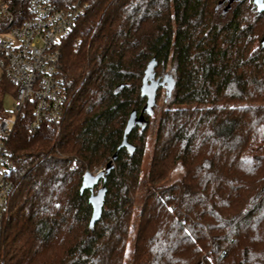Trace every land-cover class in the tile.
I'll use <instances>...</instances> for the list:
<instances>
[{"label":"trees","instance_id":"trees-1","mask_svg":"<svg viewBox=\"0 0 264 264\" xmlns=\"http://www.w3.org/2000/svg\"><path fill=\"white\" fill-rule=\"evenodd\" d=\"M2 1L27 14L28 0ZM226 1H81L59 46L70 102L55 145L25 119L9 142L16 188L3 264H124L136 217L138 264H264V11L234 0L219 23ZM8 90L0 78V118ZM100 166L104 177L82 193Z\"/></svg>","mask_w":264,"mask_h":264},{"label":"built area","instance_id":"built-area-1","mask_svg":"<svg viewBox=\"0 0 264 264\" xmlns=\"http://www.w3.org/2000/svg\"><path fill=\"white\" fill-rule=\"evenodd\" d=\"M81 1L62 9L53 0H28L27 14H18L0 0V78L15 87L14 112L0 118V264L5 258L6 227L16 188V164L9 142L25 119L32 133L42 127L51 130L55 145L70 102L61 75L59 46L86 9Z\"/></svg>","mask_w":264,"mask_h":264},{"label":"rangeland","instance_id":"rangeland-1","mask_svg":"<svg viewBox=\"0 0 264 264\" xmlns=\"http://www.w3.org/2000/svg\"><path fill=\"white\" fill-rule=\"evenodd\" d=\"M234 7H235L234 0L226 1L222 3L217 13V17H216L217 22L223 23L227 21L231 17L232 9ZM170 66L171 64H169L168 69H170ZM164 92L165 91L162 92V98L156 110L157 115L151 121L150 129L147 134V144H146V149H145V154H144V159H143V164H142V170H141L142 171L141 184L139 186L138 192L135 197L137 212L140 209L141 202L144 196V190H145V185H146V181H147V177L149 173V166L151 163L152 151H153V146H154L153 144H154L155 133H156V128H157V117H158V113L164 106V96H165ZM1 94L2 93L0 92V95ZM14 102H15V98H14L13 90H8L4 92L2 99H1V103H2L1 105H2V109L4 110L5 114L9 115L14 112ZM103 167L104 166L97 167L91 173H94L96 172V170L102 169ZM183 173H184V170L182 169V167L180 165L177 166L176 169L171 173L169 179L167 180V183L169 184V183L175 182L176 180L180 179L183 176ZM137 219L138 217H136V220L133 224V226L135 227L134 232H132V234L129 237L128 245L126 248L124 264H133V262H135V264H138L141 261L146 259V255L144 253H141L137 259H134L135 230L137 226Z\"/></svg>","mask_w":264,"mask_h":264},{"label":"water","instance_id":"water-1","mask_svg":"<svg viewBox=\"0 0 264 264\" xmlns=\"http://www.w3.org/2000/svg\"><path fill=\"white\" fill-rule=\"evenodd\" d=\"M255 6L257 7L258 12L264 11V0H253ZM149 73L144 78V84H148ZM147 106L143 109L145 111ZM117 154V153H116ZM116 155L114 156L113 160H115ZM105 170L100 171L98 174L94 175L93 173L87 171L83 177V183L81 187V192L83 193L86 189H94V187L99 183V181L104 177Z\"/></svg>","mask_w":264,"mask_h":264}]
</instances>
